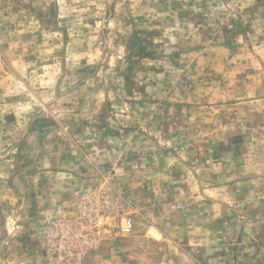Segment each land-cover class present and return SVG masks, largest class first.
Instances as JSON below:
<instances>
[{
  "label": "rangeland",
  "instance_id": "374dc122",
  "mask_svg": "<svg viewBox=\"0 0 264 264\" xmlns=\"http://www.w3.org/2000/svg\"><path fill=\"white\" fill-rule=\"evenodd\" d=\"M0 264H264V0H0Z\"/></svg>",
  "mask_w": 264,
  "mask_h": 264
},
{
  "label": "bare ground",
  "instance_id": "6f19581e",
  "mask_svg": "<svg viewBox=\"0 0 264 264\" xmlns=\"http://www.w3.org/2000/svg\"><path fill=\"white\" fill-rule=\"evenodd\" d=\"M150 232L157 238L159 239L160 238V235H158V232L155 230V229H150Z\"/></svg>",
  "mask_w": 264,
  "mask_h": 264
},
{
  "label": "trees",
  "instance_id": "16d2710c",
  "mask_svg": "<svg viewBox=\"0 0 264 264\" xmlns=\"http://www.w3.org/2000/svg\"><path fill=\"white\" fill-rule=\"evenodd\" d=\"M41 121V120H40Z\"/></svg>",
  "mask_w": 264,
  "mask_h": 264
},
{
  "label": "water",
  "instance_id": "95a60500",
  "mask_svg": "<svg viewBox=\"0 0 264 264\" xmlns=\"http://www.w3.org/2000/svg\"><path fill=\"white\" fill-rule=\"evenodd\" d=\"M151 233V232H150Z\"/></svg>",
  "mask_w": 264,
  "mask_h": 264
}]
</instances>
